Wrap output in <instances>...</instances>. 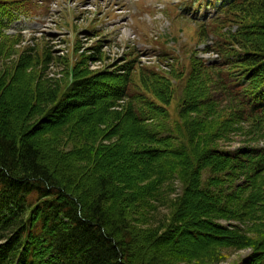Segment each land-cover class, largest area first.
<instances>
[{
	"label": "trees",
	"instance_id": "trees-1",
	"mask_svg": "<svg viewBox=\"0 0 264 264\" xmlns=\"http://www.w3.org/2000/svg\"><path fill=\"white\" fill-rule=\"evenodd\" d=\"M211 3L210 15L196 16L202 9L196 2L188 15L202 53L216 55L214 62L195 58L189 47L186 65L165 55V72L137 62L133 79L134 65L125 63L119 74L74 71L62 86L36 76L50 58L35 48L4 61L7 45L18 44L5 31L22 6L0 0V264H198L209 255L192 258L187 248L208 240L249 249L238 264H264V145L235 151L214 145L229 124L264 138V0ZM27 69L36 76L33 86L7 97ZM173 101L175 116L168 110ZM79 111L92 114L90 124L74 121ZM130 130L133 140L123 149ZM60 139L73 148L79 143L84 156L112 143L113 152L139 158L136 164L148 167L135 192L145 198L115 190L112 173L90 176V156L85 167L71 165L67 152L54 149ZM45 140L55 144L45 147ZM163 157L165 171L156 163ZM177 181L179 198L165 202V211L175 212L159 214L160 199L174 195Z\"/></svg>",
	"mask_w": 264,
	"mask_h": 264
},
{
	"label": "rangeland",
	"instance_id": "rangeland-1",
	"mask_svg": "<svg viewBox=\"0 0 264 264\" xmlns=\"http://www.w3.org/2000/svg\"><path fill=\"white\" fill-rule=\"evenodd\" d=\"M200 1L204 5L209 0H19L22 11L16 12L18 18L9 23V28L5 31V34L8 35L16 34L17 38L11 40L18 44L11 47L7 45L5 48L7 49V53L5 52L6 59L3 57L2 60L12 62L18 58L22 50L35 48L38 53L43 52L50 58V63L46 68L43 67L42 71L36 69V76L38 74L43 81L46 79L54 82L59 81L62 86L72 81L74 71L76 76L80 73L95 74L99 72L119 74L124 70L125 63L126 65L133 63L134 67L128 70L130 73L133 68V79L138 76L137 62H141L143 65L142 70L143 68H155L165 72V55L184 58L186 65L188 62H185L187 57L185 52L189 47L194 48L195 58L208 59L207 61L212 62L215 56L202 53L204 46L197 36L198 26L193 24L191 17L187 15L190 12L192 2L201 3ZM211 8L212 6L202 9L204 16L211 13ZM194 14L197 16L199 13L195 11ZM100 46L104 47L98 51ZM95 57H99L100 61L95 62ZM162 61L163 64L159 63ZM29 71L27 69L17 74L18 80L12 86V92L7 93V97L11 95V99H14L15 96L13 95L19 89H29L33 86L36 76L33 73L34 76L31 77L29 73L32 71ZM162 85L156 86L161 87ZM92 89L93 92L96 91L95 88ZM99 89L97 88V90ZM177 107V101L169 104L168 110L171 116H175ZM83 113L79 111L74 121L79 124L80 121L86 120L85 122L90 124L91 121H88L86 116H92V114ZM199 116L201 119V114ZM13 117V122L17 124L20 121L19 116L15 114ZM76 125L74 124L72 127H76ZM226 126L228 129L223 137L214 140L215 148L235 151L245 146L260 147L264 145V138L261 139L258 136L260 131H257L256 134L251 133L254 134L251 135L240 125L229 124ZM76 128L84 132L81 127L77 126ZM214 129L215 127L211 126L209 130L214 131ZM132 134L131 130L126 132L123 139V149H127L130 145L133 137L129 135ZM40 143L49 148L55 144V142L47 140ZM56 144L54 149L57 152H67L70 155L71 165L87 166L84 159L90 154L88 152L84 156L81 153L82 147L79 143H77V147L74 146L75 148L71 147V144L64 139H60ZM102 146L101 150L89 158L91 164L86 169L90 176H94L102 169L104 173L108 172L114 175L116 180L113 184L124 187L123 194L134 193L136 189L139 190L144 183H136L135 181L139 177L145 176L140 170L144 171L148 165L143 166L144 164H142L140 168L136 164L139 158L134 159L125 153L121 155L119 152H113L112 143L111 145L105 143ZM164 160L165 157L159 158L156 162L163 171H165ZM107 162H111L113 168L107 166ZM209 177V172L202 173L203 181ZM178 182L171 184V193L174 195L168 196L165 200L164 194V198L160 199L159 214L165 216V202L174 200L178 193H181L182 186ZM136 194L138 197L143 196L145 198L141 191ZM198 207L202 208L200 205ZM166 210L171 212L170 209ZM174 212L173 210L171 214ZM216 223L227 227L229 225L225 221ZM182 240L191 242L188 237H183ZM215 243V241L208 240L204 247L198 243L200 245L198 247L187 248L188 253H193L192 258L196 255L210 256H206L205 260L198 264H238L250 254L249 249L239 251L222 249ZM206 258L208 259L206 260Z\"/></svg>",
	"mask_w": 264,
	"mask_h": 264
}]
</instances>
